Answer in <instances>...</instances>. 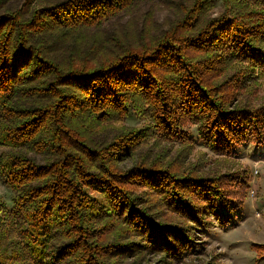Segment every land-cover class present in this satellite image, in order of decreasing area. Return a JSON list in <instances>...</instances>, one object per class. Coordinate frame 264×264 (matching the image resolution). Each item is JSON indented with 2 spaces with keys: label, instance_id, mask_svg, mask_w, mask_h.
I'll return each mask as SVG.
<instances>
[{
  "label": "trees",
  "instance_id": "1",
  "mask_svg": "<svg viewBox=\"0 0 264 264\" xmlns=\"http://www.w3.org/2000/svg\"><path fill=\"white\" fill-rule=\"evenodd\" d=\"M156 4L162 22L148 0H0V264L173 258L193 239L163 205L223 225L238 203L227 167L264 142V0ZM190 123L228 172L147 159L158 136L190 147Z\"/></svg>",
  "mask_w": 264,
  "mask_h": 264
},
{
  "label": "rangeland",
  "instance_id": "2",
  "mask_svg": "<svg viewBox=\"0 0 264 264\" xmlns=\"http://www.w3.org/2000/svg\"><path fill=\"white\" fill-rule=\"evenodd\" d=\"M154 7L153 18L162 22L168 15V11L156 4L158 0H148ZM221 0H216V12L221 9ZM261 87L258 96L264 100V78L260 79ZM147 121L143 118L132 117L126 124L142 127ZM190 129V147L183 148L180 140H171L158 136L159 140H152L148 146L149 158L167 162L173 160L174 165L185 173L213 176L228 172L225 167L216 161L217 156L206 147L197 135V127L190 123L186 127ZM164 137V136H163ZM157 138V137H156ZM162 140V141H160ZM187 143V144H188ZM188 144V145H189ZM234 161L229 163L228 169L237 171L240 180L231 187V191L237 200L225 209L229 211L226 222L221 225L217 216L198 214L199 219L192 215L188 218L179 217L165 205L155 202L153 208L160 205L159 215L170 217L166 221L188 229L192 235L193 244L181 247L173 258L164 257L163 253L140 248L133 255L124 256L121 264H264V174L254 175V168L264 162V142H246L236 146ZM178 154V155H177ZM149 160V161H150ZM169 160V161H168ZM148 161V162H149ZM183 166L181 167V164ZM131 163L128 162V165ZM169 164V163H167ZM172 165V167H176ZM191 170L184 171V170ZM247 185V188H246ZM246 188V189H245ZM150 197V202L154 199ZM0 202L6 204L11 210L14 205V193L0 180ZM135 255V256H134Z\"/></svg>",
  "mask_w": 264,
  "mask_h": 264
},
{
  "label": "built area",
  "instance_id": "3",
  "mask_svg": "<svg viewBox=\"0 0 264 264\" xmlns=\"http://www.w3.org/2000/svg\"><path fill=\"white\" fill-rule=\"evenodd\" d=\"M264 174V162L254 168V175Z\"/></svg>",
  "mask_w": 264,
  "mask_h": 264
}]
</instances>
